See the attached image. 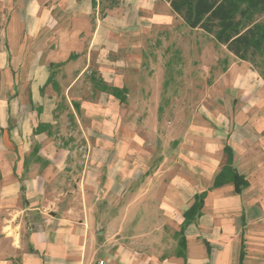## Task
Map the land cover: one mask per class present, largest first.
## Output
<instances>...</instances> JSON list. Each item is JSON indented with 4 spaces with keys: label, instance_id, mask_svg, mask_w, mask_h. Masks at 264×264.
Segmentation results:
<instances>
[{
    "label": "crops",
    "instance_id": "1",
    "mask_svg": "<svg viewBox=\"0 0 264 264\" xmlns=\"http://www.w3.org/2000/svg\"><path fill=\"white\" fill-rule=\"evenodd\" d=\"M147 1L102 11L100 0H0V264H264V78L234 56L201 101L173 90L168 121L166 90L150 86L164 70L140 69V34L161 18ZM144 73L145 91L134 93ZM83 79L125 89L124 101L84 97ZM70 119L80 155L62 136ZM141 123L145 141L161 128L175 134L143 154ZM225 145L248 182L240 193L230 181L212 187ZM70 175L77 210L64 199ZM203 191L183 256L179 239L163 255L161 227L180 236L183 211ZM118 224L124 233L109 231Z\"/></svg>",
    "mask_w": 264,
    "mask_h": 264
},
{
    "label": "rangeland",
    "instance_id": "2",
    "mask_svg": "<svg viewBox=\"0 0 264 264\" xmlns=\"http://www.w3.org/2000/svg\"><path fill=\"white\" fill-rule=\"evenodd\" d=\"M148 1H152L153 3L155 2V0ZM115 4H117V0H100V7L102 8V11L105 7H110ZM155 4V11L160 15L161 18L160 20L152 23L147 29L148 31H143V33L140 34L138 41L143 45V59L140 69L145 72L146 61L149 62V67L155 71H153L155 75L161 76L164 70L165 79L162 82H158V79L156 78L157 80H154L152 82L153 84L150 85L151 91L155 92L157 89H159V84L161 85L162 83L161 89L166 90L160 99L162 104L166 106L168 105V102L171 101L173 90H176L180 96L182 95L180 100L182 102L184 101V103H186L185 101L189 99V96L186 95H188L190 91L192 96L196 98V101L199 102L203 99L206 90L209 87H212L216 77L223 73V69L225 68L224 64L227 63V60H230V58L234 59V56L229 51H227L223 45L215 40L212 33H207L199 28H189L183 22V20L177 14H175L170 9V7L166 5V3H164L163 0H156ZM145 6H147L146 3ZM263 17L264 15L256 16V20H261ZM134 20H136L135 16L132 17V22L137 24V22ZM135 39H137V37ZM257 61H259V59H257ZM254 69L257 70V72L259 71L258 68ZM134 83L135 87L132 89L134 93H136L138 90L145 91V73L139 82ZM76 90L88 99H93L95 94L99 91L95 83L90 82L87 79H83L78 84ZM123 92H125V89H123L122 93ZM133 99V101L136 103V94ZM154 100L156 101L157 97H155ZM167 109L169 111H165L161 116L172 122L175 116L173 113V108L168 107ZM144 115L145 112H142L139 113L138 116L144 117ZM140 125L141 128H139V130L142 133L141 135L143 138L141 140L139 139V141L141 142L140 144L143 154H145V146L150 150H157L156 146L159 147L162 142L161 137L168 140L175 134L174 131H172L173 129L161 128L160 131L158 130V135H156V138L155 134L152 136L151 134H148L145 141V126L143 123ZM169 125H171L170 122L165 124L166 127H169ZM62 131L64 135H62L60 133L61 131H59V135H57V137H61L62 135L63 138L70 142L71 147L76 148V154L80 155V133L76 130L71 119L68 125L65 124ZM79 165V158L76 156L74 164H72L71 168L74 173L76 172V169L79 167ZM68 182L71 192L66 194L64 199L69 205L77 210L79 207V202L81 201V194L77 192L76 188H74L75 182L73 175L69 176ZM105 225L103 226L108 227ZM136 229L137 228L134 229V232H136ZM161 229H164L162 231L163 236L161 237L160 242L165 253L163 255L174 253V242H177L179 236H170L172 235V231L169 225H163ZM110 230H119L118 232L120 233L125 232L119 224L116 226L110 225L109 231ZM93 258L94 262L98 263L100 259L104 260L105 262V259L97 254ZM113 260L115 259L113 258Z\"/></svg>",
    "mask_w": 264,
    "mask_h": 264
},
{
    "label": "trees",
    "instance_id": "3",
    "mask_svg": "<svg viewBox=\"0 0 264 264\" xmlns=\"http://www.w3.org/2000/svg\"><path fill=\"white\" fill-rule=\"evenodd\" d=\"M189 28H199L212 33L215 40L240 60L247 61L264 78V0H164ZM259 59V61H257ZM99 91L108 92L124 101L123 89L109 85L102 80L92 79ZM226 160L216 174L212 187L231 182L235 193L247 186V180L232 166V151L228 145L223 148ZM205 192L194 195L191 205L182 213L178 232V254L183 256L185 248L184 230L197 221L201 215ZM242 254L240 255L241 258ZM240 264V263H239Z\"/></svg>",
    "mask_w": 264,
    "mask_h": 264
}]
</instances>
